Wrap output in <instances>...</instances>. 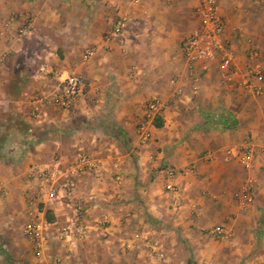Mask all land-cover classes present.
<instances>
[{
  "label": "crops",
  "instance_id": "crops-1",
  "mask_svg": "<svg viewBox=\"0 0 264 264\" xmlns=\"http://www.w3.org/2000/svg\"><path fill=\"white\" fill-rule=\"evenodd\" d=\"M197 2L0 0V29L18 12L30 14L34 22L24 39L16 34L18 19L0 35V53L8 52L0 65V111L18 114L24 125L15 132L22 146L0 147L5 152L0 153L5 188L0 192V234H11L16 220H26L31 163L68 157L79 146L98 161L77 183L79 194L88 198V237L76 247L54 242L40 257L26 239L29 254L24 256L30 264H264V153L248 167L225 160L226 148L247 137L263 142L264 93L254 96L224 83L216 63L206 71L198 64L196 74L189 73L181 41L198 23ZM218 4L224 39L240 63L248 62L246 50L253 45L264 65V0ZM117 8L129 15L124 45L104 36ZM89 47L95 52L86 59ZM23 54L36 66L26 76L29 84L22 80L20 94L12 97L7 82L17 70L13 58ZM54 70L83 75L86 92L71 112L45 106V115L33 117L31 97L52 83ZM175 75L180 96L170 84ZM155 96L169 106L163 124L152 126L151 141L140 146L137 123ZM228 113L236 120L232 126L220 123ZM8 119L0 121V135ZM205 151L213 157L206 159ZM171 166L177 169V192L165 186ZM245 185L253 200L243 208L239 193ZM138 221L163 244L164 258L154 257L135 239L131 227ZM155 222L172 228L159 231ZM219 224L231 230L226 239L207 232Z\"/></svg>",
  "mask_w": 264,
  "mask_h": 264
},
{
  "label": "built area",
  "instance_id": "built-area-1",
  "mask_svg": "<svg viewBox=\"0 0 264 264\" xmlns=\"http://www.w3.org/2000/svg\"><path fill=\"white\" fill-rule=\"evenodd\" d=\"M198 23L195 28L181 41V48L191 75L196 74V67L206 71L211 63H216L224 83L233 84L254 96L264 93V65L259 61V50L251 45L247 48L248 62L240 63L236 52L224 39L225 22L221 16L218 0H198L195 7ZM21 23L16 28L19 39L32 34L34 29L33 17L27 13H14L10 15L0 29V35L9 33L14 21ZM129 15L120 13L117 8V18L112 26L105 32V38L117 37L124 45L123 32L126 28ZM95 52L94 47L85 51V58ZM8 52L0 53V65L5 63ZM52 83L41 93L31 97V116L45 115L44 107L71 112L78 100L86 92V81L79 73H66L52 71ZM180 77L170 78V84L177 87L176 94L181 95L179 87ZM179 87V88H178ZM169 101L160 97H152L144 106L142 118L137 123L138 143L147 145L152 139V126L155 119L161 117ZM225 160L237 159L244 166H251L259 153H264V140L258 145L251 137H247L240 144L232 145L225 150ZM206 159L213 157L212 151H205ZM98 167V161L92 152L79 146L70 157L55 155L44 162H33L28 168V179L31 191L25 195L27 205L26 220L22 231L31 242L35 256H42L46 249L54 242L65 246L76 247L85 240L89 234L88 198L79 194L78 178L84 173H90ZM177 169L168 167L166 171V189L177 192L178 188L173 182ZM5 190L0 181V192ZM239 198L246 204L253 200L251 187L245 185L239 193ZM51 212L54 218L49 220L47 213ZM208 234L216 239H226L231 230L226 224L215 225L208 229ZM135 239L142 247L148 249L154 257L164 258L163 244L154 239L151 232H136ZM134 243L133 246L134 247Z\"/></svg>",
  "mask_w": 264,
  "mask_h": 264
},
{
  "label": "rangeland",
  "instance_id": "rangeland-1",
  "mask_svg": "<svg viewBox=\"0 0 264 264\" xmlns=\"http://www.w3.org/2000/svg\"><path fill=\"white\" fill-rule=\"evenodd\" d=\"M27 54V53H25ZM25 54L21 56H17L13 58V60L16 61L17 66L16 69L12 74L11 78L7 82V90L9 91L10 95L13 97L16 94H20L21 91L17 90V85L20 84L23 80V83L29 84V79L26 77L27 74L33 73V68L36 66V63L34 61H31L30 58L25 56ZM31 61V62H30ZM25 77V78H23ZM51 78V77H50ZM49 79V78H48ZM51 80V79H49ZM52 82V80H51ZM50 83V82H49ZM47 83V84H49ZM8 116V120L6 122L7 126L4 129L3 135H0V147L1 145H4L5 147H17L22 146V142L17 138L15 135V132L17 129L21 128L19 125V115L14 114L13 112H1L0 111V121L2 122L4 118ZM11 134V135H10ZM85 147V146H84ZM1 151V149H0ZM1 155L5 154V152H0ZM73 154V153H72ZM60 155V154H59ZM71 156V155H70ZM68 156V157H70ZM145 221L146 218H143ZM134 223H129L128 225H133ZM138 224L136 227L132 226L131 228L135 230L134 232H142L146 231L147 229L145 226V222H137ZM153 226H158L159 231L161 230V227H171L169 224L164 223H158L155 222ZM23 222H20L18 220L15 221L13 232L11 234H0V264H30L29 260L26 258L28 253V245H27V238L23 234L22 231ZM130 227V226H129ZM134 227V228H133ZM172 228V227H171ZM158 232V231H157ZM160 233V232H158ZM162 237V236H161ZM170 242V240H169ZM12 247H11V245ZM10 245V246H9ZM187 246V245H186ZM24 252H26V256H24ZM31 252V250H30ZM26 262V263H25ZM190 263L192 261L190 260Z\"/></svg>",
  "mask_w": 264,
  "mask_h": 264
},
{
  "label": "trees",
  "instance_id": "trees-1",
  "mask_svg": "<svg viewBox=\"0 0 264 264\" xmlns=\"http://www.w3.org/2000/svg\"><path fill=\"white\" fill-rule=\"evenodd\" d=\"M154 122H155L156 126H161L163 124V118L157 117ZM220 123H223L224 126H232L236 123V120H235V117L231 113H228L227 118L220 119ZM19 125L21 126V129L24 128L22 121L19 122ZM47 218L49 220H52L54 218V216L52 215V213L50 211L47 213Z\"/></svg>",
  "mask_w": 264,
  "mask_h": 264
}]
</instances>
